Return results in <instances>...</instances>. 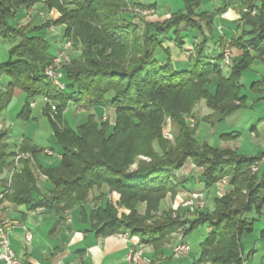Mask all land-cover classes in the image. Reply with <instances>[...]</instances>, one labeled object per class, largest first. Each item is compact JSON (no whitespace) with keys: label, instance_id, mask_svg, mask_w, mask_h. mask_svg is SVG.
I'll list each match as a JSON object with an SVG mask.
<instances>
[{"label":"trees","instance_id":"16d2710c","mask_svg":"<svg viewBox=\"0 0 264 264\" xmlns=\"http://www.w3.org/2000/svg\"><path fill=\"white\" fill-rule=\"evenodd\" d=\"M38 1L0 0V39L13 44L0 64V75L9 78L6 84L0 82V118L14 88L26 95L18 115L22 119L29 118L30 104L36 99L46 100L45 114L50 112L49 102H54L57 112L52 122L60 161L54 167L38 164L36 156L42 150L28 139L22 140L17 151L9 152V129L0 122V194L6 183L2 175L14 169L12 159L18 152L30 155L19 161V170L12 175L2 200L68 210L84 202L93 189L105 187L118 200L90 211L96 234L127 232L140 244L161 246L170 241L179 221L158 222L154 215L168 195L175 198L179 190H187V181L176 183L174 177L191 160L202 170L199 183L203 190L224 177L231 179L232 187L231 192L214 199L211 213L201 211L189 221L184 237L199 225L209 229L191 264H244L242 239L252 234L257 220L253 215L259 217L264 207V174L252 173L251 168L264 152L244 157L231 149H212L197 141L196 128L191 129L183 117L201 100L211 111L209 118L217 120L243 105L241 74L255 59L264 63V0H218L213 14L205 9L213 0H181L182 9L162 23L143 21L142 30L123 17L127 5H137L131 0H48V10H55L58 17L43 27L63 25L59 41L70 40L72 49L80 46L79 55L62 68V91L44 76L54 58L49 44L32 34L35 29H29L30 24L17 27L13 21ZM139 6L155 10L158 4ZM228 10L240 17L237 35L228 40L240 55L233 59L227 75H222V53L211 58L206 49L213 16ZM248 10L254 17L246 20ZM196 38L198 44L193 42ZM186 39H191L195 52L184 55L187 61L175 66L172 48L178 58ZM71 103H86L90 109L108 104L114 112L113 125L90 114L77 130H71L62 117V110ZM165 117L175 128L173 142L162 137ZM138 157L145 160L136 161ZM40 175L52 185L45 195L38 190ZM140 205H144L143 215L138 213ZM259 236L264 239V229Z\"/></svg>","mask_w":264,"mask_h":264},{"label":"rangeland","instance_id":"374dc122","mask_svg":"<svg viewBox=\"0 0 264 264\" xmlns=\"http://www.w3.org/2000/svg\"><path fill=\"white\" fill-rule=\"evenodd\" d=\"M47 1L48 0H39L36 4L30 7L28 12H26L25 10L20 11L16 15V19L14 18L13 21L15 24H18L17 27L30 24L29 29H35L32 34L44 39L49 44L51 53L57 54L58 50L63 46V42L61 43L57 41L58 38L63 35L65 28L63 25L43 27V25H45V22H53L58 17V14L55 10H48V7L46 5ZM133 1L137 3V5H127V7L124 9L125 11L123 12V17L126 20L131 21L133 25L139 26L140 30L143 29V21H160L158 23H162L166 20L165 18V20L158 19L157 11L152 12V9L148 11L147 9H143L141 6H139V4L141 5L145 2H156L158 5H161L164 1L169 2L170 0H131L132 3ZM168 6L171 9L176 10L182 9L183 4L181 0H174L172 3L169 2ZM164 10L165 8H162L158 12ZM167 13L168 11L166 12V14ZM164 17H167L168 19L169 16L165 15ZM251 17H254V14L251 13L250 10H248L245 14V19L247 20ZM193 20L196 23H200L201 25H203V21H201L199 17H195ZM244 29L246 31L248 30L247 27ZM235 35H237V33ZM211 38L214 39V41H218V28L213 30V33H211ZM196 44H198V42H196ZM185 45L186 49L183 48L182 51L180 50L182 54L181 60V54L177 58V55L173 53L177 50L174 47L172 48L173 52L171 55V59L172 62H174V65L177 63L186 62L187 58L184 57V55H187L189 57L194 54L195 46L191 45L190 47V44H186V42ZM12 47V43L0 39V64L7 59L8 53ZM220 47V53H222L224 49H229L231 52V65L228 69L223 68L222 70V75H227L234 63L233 59L238 57L240 55V52L235 48L232 49L229 46L228 41H224L223 39L221 40V43L219 45V48ZM79 53L80 46L75 49H72L71 46L69 62L66 65H68L73 60V58H76ZM8 80L9 78L5 74L0 75V82H2L3 84H6ZM240 84L242 85L240 88V95L245 97L243 105L236 111L225 116L223 119L217 120L209 118L211 116V111L206 107V103L204 100H201L199 103H197L192 109L191 114L184 116L183 119L191 129L196 128L195 137L198 142L206 143L212 149H231L238 156L257 157L264 152V63L255 59L248 66V68H246L242 72ZM107 97L110 98L111 95ZM25 99V93L19 88H14L11 94L10 102L0 118L1 126L9 129V137L6 140L8 151L14 152V145H18L19 139L24 134L27 127L31 125V128L28 132V137L33 138L35 144L44 148H51L57 154L58 152H60V147L58 146L56 138L54 136L52 122V117L55 116L57 112L56 104L50 101V112L49 114H45L43 110L45 109L46 100L44 101V99H36L35 105L30 110L29 118L25 120L18 117ZM51 107H55V110H52ZM90 114L94 115L95 118L99 121H101L102 118L105 117V119L108 120L110 126L113 125L114 112L108 104L102 107L90 109L86 103L82 105L71 103L62 110L64 123L73 131L77 130V128L86 121L87 116ZM167 118L169 117H165L161 124L162 137L169 142H173L176 132L172 123V139H168L164 136L163 125ZM155 149L158 151L156 145ZM17 154L20 153L18 152ZM56 154L54 155V157H51L41 153L38 154L37 157L46 162V164L50 165V167H54L56 166L54 165V162H56V160L58 159ZM15 157L12 159V161L13 168L17 171L19 170L20 166L19 161L26 158L20 159L18 161V165L16 166ZM144 160L145 158L143 157H138L136 159V161ZM131 168L133 169L134 166H132ZM12 170L13 169H11L9 172H11ZM201 172L202 170L195 167L191 160H187L184 166L175 173L174 178L176 183H181L182 181L186 180L187 188L190 187V190H179L178 193H180L181 201L184 193L195 191L196 194H201V202L203 203L202 209L190 212L182 209L181 207H175L174 209L164 208L162 210H159V212L154 215V219L159 220L158 222H166L169 218L171 220L179 221V227L172 236H183V234L190 227L189 221L191 219L196 217L197 214L201 211L211 213L214 209V199L221 198L232 191V187L230 185L231 179L229 177H224L214 185L218 188L217 194L214 187L201 192L203 190L202 184L199 183ZM251 172H258L259 176H262L264 174V156L262 157L258 165H254L251 168ZM8 174L9 173L6 172L4 173L5 179ZM198 190L201 191L199 192ZM143 212V207L139 206L138 213L143 215ZM253 217L257 218L254 226V231L252 232V234L247 235L242 239L244 248L243 259H245L244 264H264V239H260L259 236L260 232L264 229V212L262 211L259 217L255 215H253ZM208 232V226L206 224H203L197 226L188 233L187 238L184 241L186 244H188L190 249V256L188 259L196 260L198 258L199 245L201 242H203Z\"/></svg>","mask_w":264,"mask_h":264},{"label":"crops","instance_id":"0c3cea01","mask_svg":"<svg viewBox=\"0 0 264 264\" xmlns=\"http://www.w3.org/2000/svg\"><path fill=\"white\" fill-rule=\"evenodd\" d=\"M173 1L174 0H170L169 2L172 3ZM169 2L164 1L161 5H158L157 9L151 10L152 12L157 11L158 19H167V17H164L165 15L169 16L173 11L179 10L171 9L168 6ZM219 3L218 0H213L211 2L212 6L206 7L205 9L209 11L210 14H213L215 8L219 6ZM144 4L153 3L145 2ZM162 8H165V10L158 12ZM28 11L29 10L26 12ZM167 11L168 13L166 14ZM239 19V15L237 14L236 16V12L231 10L213 16L211 33L218 28L219 38L218 41H214V39H212L213 37L210 38V45L208 44L209 46H207L206 50L209 55H212L211 58L220 55L221 47L219 48V45L222 39L228 41L236 34L237 27L240 23ZM195 41L198 42V38L193 40V42ZM57 42H60L59 38ZM185 42L186 44H190V47L193 45L191 39H186ZM168 43L172 45V43ZM184 49H186V45ZM55 55L56 54H53V56ZM181 59L182 56L180 60ZM30 128L31 125L27 127L24 134L19 139L18 145H14V151L19 149L23 139H28L32 141L39 150H42L41 153L54 157L56 153L53 149L41 147L35 144L33 138L28 137ZM46 151H50L51 155H48ZM24 155L26 159L30 158L29 154ZM56 156L58 159L54 162V165L57 166L60 161V152H58ZM36 162L41 166L50 167V165L46 164V162L38 157L36 158ZM17 171L14 169L12 175ZM9 174H11V172H9ZM1 179H5L4 174ZM37 186L42 195L52 190L51 183L42 175L38 177ZM213 187L217 194L218 188L216 186ZM187 189L190 190V187ZM198 191L200 192L201 190ZM203 191L204 190L201 192ZM117 200V194L108 192L105 187L93 189L84 202L78 203L68 210H56L47 206L34 207L33 204L15 205L0 199V224L5 221L17 222V226L6 231L10 249L19 260L28 261L32 264H132L127 261L130 248L141 250L143 256L150 261L149 263L140 261L137 264H191L195 261V259H188L190 251L184 256L175 255L171 251V247L174 244L184 242L187 236L174 235L168 243L155 247L152 245L140 244L136 237L124 239L119 236V234L123 232L108 236L97 235L92 228V223L89 218L90 211L95 207H103L110 203L114 204ZM180 201V193H177L175 198L168 195L161 202L160 210L164 208H178L180 207ZM140 206L144 209V205ZM262 211L264 212V207ZM26 231H29L32 235V240L29 244H25L24 241Z\"/></svg>","mask_w":264,"mask_h":264},{"label":"built area","instance_id":"2783aa9c","mask_svg":"<svg viewBox=\"0 0 264 264\" xmlns=\"http://www.w3.org/2000/svg\"><path fill=\"white\" fill-rule=\"evenodd\" d=\"M61 49L58 50L57 54L52 59V63L44 70V76L46 79L56 88L58 91H62L64 89V85L61 82L62 79V68L69 62L70 58V50H71V42L64 41ZM232 57L229 49H224L222 51V59L220 64V71L222 72L223 68L228 69L231 65ZM35 105V101L30 104L32 108ZM52 110H55V107H51ZM53 118V117H52ZM105 120V117L102 119ZM164 136L168 139H172V130H171V120L167 118L164 122ZM48 155H51L50 151H46ZM26 158V156L22 153L17 154L15 157V165H18V161L20 159ZM14 170V169H13ZM11 174H9L8 179L5 183L4 193L0 194V199L8 192L11 185ZM180 207L184 210L194 212L198 209H202L203 203L201 202V194H196L195 191H189L183 194L182 201L180 203ZM17 226V222L5 221L0 224V263L2 264H32L28 261H22L17 258L15 253L10 249L9 240L6 235V231ZM120 237L124 239H128L130 236L127 232H123L119 234ZM32 240V235L29 231L25 232L24 241L25 244H29ZM171 251L178 256L186 255L190 249L188 244L184 242L176 243L171 247ZM127 261L132 264H137L140 261H144L145 263H149L150 261L143 256L141 250L130 248Z\"/></svg>","mask_w":264,"mask_h":264}]
</instances>
